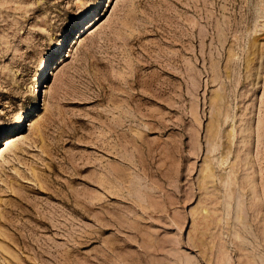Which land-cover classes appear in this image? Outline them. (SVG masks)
I'll return each mask as SVG.
<instances>
[{
  "label": "rangeland",
  "instance_id": "rangeland-1",
  "mask_svg": "<svg viewBox=\"0 0 264 264\" xmlns=\"http://www.w3.org/2000/svg\"><path fill=\"white\" fill-rule=\"evenodd\" d=\"M0 264H264V0H0Z\"/></svg>",
  "mask_w": 264,
  "mask_h": 264
},
{
  "label": "bare ground",
  "instance_id": "bare-ground-1",
  "mask_svg": "<svg viewBox=\"0 0 264 264\" xmlns=\"http://www.w3.org/2000/svg\"><path fill=\"white\" fill-rule=\"evenodd\" d=\"M62 53V49H59V53L57 54H61ZM53 59L54 57H48L44 62H43V68H42V73H41V76H40V79L43 78L45 72L47 71L48 69V66L53 62ZM7 140V143L6 144H9L10 140L6 139Z\"/></svg>",
  "mask_w": 264,
  "mask_h": 264
}]
</instances>
